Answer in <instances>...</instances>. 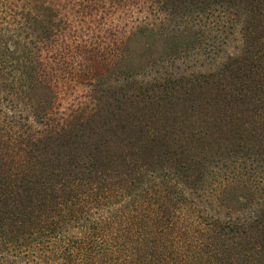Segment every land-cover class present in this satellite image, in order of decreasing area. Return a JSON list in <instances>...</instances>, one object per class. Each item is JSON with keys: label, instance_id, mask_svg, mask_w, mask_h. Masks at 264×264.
<instances>
[{"label": "trees", "instance_id": "1", "mask_svg": "<svg viewBox=\"0 0 264 264\" xmlns=\"http://www.w3.org/2000/svg\"><path fill=\"white\" fill-rule=\"evenodd\" d=\"M144 13L62 111L60 17L0 0V264H264V0Z\"/></svg>", "mask_w": 264, "mask_h": 264}, {"label": "rangeland", "instance_id": "2", "mask_svg": "<svg viewBox=\"0 0 264 264\" xmlns=\"http://www.w3.org/2000/svg\"><path fill=\"white\" fill-rule=\"evenodd\" d=\"M146 0H50L62 27L42 46V56L51 70L59 109L68 110L83 100L87 82L111 70L129 32L145 15ZM132 41V40H131ZM239 44L234 30L225 44L230 51ZM134 57L139 43L131 45ZM225 52V51H224Z\"/></svg>", "mask_w": 264, "mask_h": 264}]
</instances>
